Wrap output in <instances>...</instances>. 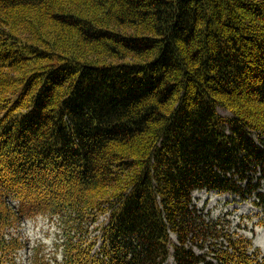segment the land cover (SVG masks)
<instances>
[{
    "label": "trees",
    "instance_id": "1",
    "mask_svg": "<svg viewBox=\"0 0 264 264\" xmlns=\"http://www.w3.org/2000/svg\"><path fill=\"white\" fill-rule=\"evenodd\" d=\"M196 190L264 212V0H0V264L38 215L59 264H264Z\"/></svg>",
    "mask_w": 264,
    "mask_h": 264
},
{
    "label": "rangeland",
    "instance_id": "2",
    "mask_svg": "<svg viewBox=\"0 0 264 264\" xmlns=\"http://www.w3.org/2000/svg\"><path fill=\"white\" fill-rule=\"evenodd\" d=\"M217 113L224 118H228L231 115L226 112V110L218 108ZM192 204L195 205L198 209H201L203 213H208L211 218L221 217L225 212L234 211L231 216L232 227L236 224H240V227L237 228V232L245 237L249 238L253 244V247H256L260 250L261 254L264 256V212L262 213L261 208L254 206L251 200L241 201L240 198L229 195L228 193H216V192H207V191H195L191 196ZM10 202V201H9ZM16 201H14L15 204ZM105 215L100 218V222L106 220ZM242 222H239V219ZM30 228L23 229H13L11 232L17 233L21 240L24 242V253L26 255H21V263L26 264L28 253L31 250L34 243L38 240H43V244L47 242H53L55 232L54 225L50 222H47L43 217H37L33 221L28 222ZM101 224H90L87 229L90 231V239L100 235ZM83 227V223H81ZM231 227V228H232ZM234 231V228H232ZM86 240V239H85ZM53 244V243H52ZM260 244V245H259ZM263 246V247H262ZM51 248H46V253L49 255ZM53 250V249H52ZM58 253L57 255H59ZM29 258V257H28ZM172 257L168 259V264H172Z\"/></svg>",
    "mask_w": 264,
    "mask_h": 264
},
{
    "label": "built area",
    "instance_id": "3",
    "mask_svg": "<svg viewBox=\"0 0 264 264\" xmlns=\"http://www.w3.org/2000/svg\"><path fill=\"white\" fill-rule=\"evenodd\" d=\"M25 227L26 228H30V224L29 223H27L26 225H25ZM20 241H21V243H22V240L21 239H19ZM40 240H38L36 243H38ZM56 241V240H55ZM58 242H61V240H60V238L58 237V240H57ZM43 242V240H41V243ZM36 243H34L33 244V246H32V248H31V250L30 251H32V249L37 245ZM23 244H24V242H23ZM51 248V250H49V251H53V252H50V254L48 255L45 251H46V248ZM53 249V250H52ZM30 251H29V253H28V256L30 255ZM54 252H55V249H54V247H53V244L51 243V242H47L46 244H45V250L43 251V257L45 258V260L46 261H48V262H50V264H54V259H53V256H52V254H54ZM21 255H26L25 253H24V250H23V248H21V249H19V250H17L15 253H13L12 254V257H11V259H12V261H15V264H22L21 263V259H20V256ZM57 258H58V260H60L61 259V255L60 256H57ZM26 264H31V261H30V259L27 257V262H26Z\"/></svg>",
    "mask_w": 264,
    "mask_h": 264
},
{
    "label": "bare ground",
    "instance_id": "4",
    "mask_svg": "<svg viewBox=\"0 0 264 264\" xmlns=\"http://www.w3.org/2000/svg\"><path fill=\"white\" fill-rule=\"evenodd\" d=\"M260 245V244H259ZM263 247V246H262Z\"/></svg>",
    "mask_w": 264,
    "mask_h": 264
}]
</instances>
